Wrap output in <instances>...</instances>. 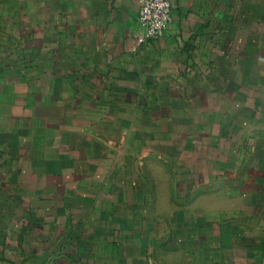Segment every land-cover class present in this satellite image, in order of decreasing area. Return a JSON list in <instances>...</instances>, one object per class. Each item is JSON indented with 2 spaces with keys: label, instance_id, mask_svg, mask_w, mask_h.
<instances>
[{
  "label": "crops",
  "instance_id": "crops-1",
  "mask_svg": "<svg viewBox=\"0 0 264 264\" xmlns=\"http://www.w3.org/2000/svg\"><path fill=\"white\" fill-rule=\"evenodd\" d=\"M170 1L0 0V264H264V0Z\"/></svg>",
  "mask_w": 264,
  "mask_h": 264
},
{
  "label": "rangeland",
  "instance_id": "rangeland-1",
  "mask_svg": "<svg viewBox=\"0 0 264 264\" xmlns=\"http://www.w3.org/2000/svg\"><path fill=\"white\" fill-rule=\"evenodd\" d=\"M127 136H125L126 139ZM150 139H151V144L153 146L154 151L150 152L148 155H143L142 154L138 158L134 159H139L141 157L148 158L149 159V165H146L147 162H145L144 166L137 165L133 167H126L121 166L118 167V173H121L122 170L128 171L129 173L131 172L134 176H141L144 179V182H142L141 186L142 189L145 190L146 193H149L147 198H144V200L141 199V202L144 204H140L142 207H145L146 210H150V214H156L158 211V208H161L162 206V199L158 198L159 191H162L166 189L171 194V198H168L166 200L165 204V214L167 215L166 217V223L172 222V216L170 215V208L172 207L173 203V191H174V182L172 180L173 174H174V167L172 164H168L166 167L161 165V161L167 160V161H173V150H168V151H158L157 150V142L156 140L158 139V133H157V127H150ZM154 141V143H152ZM120 146H123V144L119 143V148L117 150V157L119 160L126 158H133L130 154L132 152L129 151H123L124 148H120ZM146 154V153H145ZM159 176H169L171 178L169 181L160 182ZM141 188V187H140ZM136 201V200H135ZM140 202V203H141ZM169 210V211H168ZM156 219V217H155Z\"/></svg>",
  "mask_w": 264,
  "mask_h": 264
},
{
  "label": "built area",
  "instance_id": "built-area-1",
  "mask_svg": "<svg viewBox=\"0 0 264 264\" xmlns=\"http://www.w3.org/2000/svg\"><path fill=\"white\" fill-rule=\"evenodd\" d=\"M138 22L141 34L138 46L163 38L173 24L172 3L170 0H138ZM51 264V263H48Z\"/></svg>",
  "mask_w": 264,
  "mask_h": 264
}]
</instances>
